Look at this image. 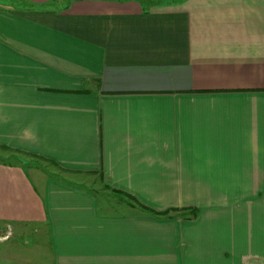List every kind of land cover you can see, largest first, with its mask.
Wrapping results in <instances>:
<instances>
[{
    "label": "crops",
    "instance_id": "1",
    "mask_svg": "<svg viewBox=\"0 0 264 264\" xmlns=\"http://www.w3.org/2000/svg\"><path fill=\"white\" fill-rule=\"evenodd\" d=\"M0 264H264V0H0Z\"/></svg>",
    "mask_w": 264,
    "mask_h": 264
},
{
    "label": "trees",
    "instance_id": "2",
    "mask_svg": "<svg viewBox=\"0 0 264 264\" xmlns=\"http://www.w3.org/2000/svg\"><path fill=\"white\" fill-rule=\"evenodd\" d=\"M113 191H114L116 194H122V195H124V196L128 199L127 202H128V204H130V205H133V204H131L130 201H129V200H132L134 204L138 205V206L141 207L142 209H145V210L149 211L150 213H154V214H157V215H161V214H165V213H166V211H156V210H153V209H151V208H149V207L143 205L142 203H140L139 201H137L136 199H134V197L131 196V195L128 194V193H125V192L120 191V190H115V189H114ZM194 212H196V209H194Z\"/></svg>",
    "mask_w": 264,
    "mask_h": 264
},
{
    "label": "rangeland",
    "instance_id": "3",
    "mask_svg": "<svg viewBox=\"0 0 264 264\" xmlns=\"http://www.w3.org/2000/svg\"><path fill=\"white\" fill-rule=\"evenodd\" d=\"M26 157H28V155H25ZM32 160L31 161H33V162H39L38 160H35V158L34 157H32L31 158ZM49 166H50V164L49 163H47ZM96 185H98L97 183H95ZM95 185V186H96ZM114 193V192H113ZM116 194V193H115ZM125 201V200H124ZM126 202V201H125ZM127 203V202H126Z\"/></svg>",
    "mask_w": 264,
    "mask_h": 264
}]
</instances>
